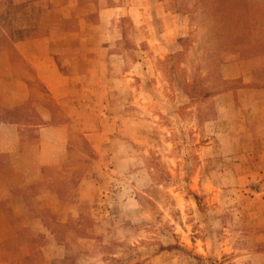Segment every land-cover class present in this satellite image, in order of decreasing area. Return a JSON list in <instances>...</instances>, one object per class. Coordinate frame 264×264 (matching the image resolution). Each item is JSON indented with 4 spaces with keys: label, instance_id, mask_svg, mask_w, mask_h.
Returning a JSON list of instances; mask_svg holds the SVG:
<instances>
[{
    "label": "rangeland",
    "instance_id": "1",
    "mask_svg": "<svg viewBox=\"0 0 264 264\" xmlns=\"http://www.w3.org/2000/svg\"><path fill=\"white\" fill-rule=\"evenodd\" d=\"M21 1L0 4V94L38 13L67 71L93 60V148L73 132L5 205L0 264H264V0Z\"/></svg>",
    "mask_w": 264,
    "mask_h": 264
},
{
    "label": "crops",
    "instance_id": "2",
    "mask_svg": "<svg viewBox=\"0 0 264 264\" xmlns=\"http://www.w3.org/2000/svg\"><path fill=\"white\" fill-rule=\"evenodd\" d=\"M5 0H0V4ZM64 0H23L25 5L53 4ZM39 14L21 12L16 30L29 33V39L13 44L5 82L15 89L4 92L0 101L3 111L17 114L12 121L0 124V243L18 236L5 219V205L13 204L15 196L27 203V189L45 180L46 171L65 164L70 158L69 143L80 133L93 148V87L83 88L89 79L93 83V60L76 53L72 71L53 51L48 33L39 21ZM13 16H11V19ZM48 35V36H47ZM52 44V45H51ZM91 54L93 50L89 51ZM90 70L87 78L86 63ZM70 64V63H68ZM4 81V80H3ZM0 81L1 83L3 82ZM35 84L43 94H33ZM264 104V99L262 100ZM14 117V116H13ZM75 141V140H74ZM96 147L97 144H94ZM48 177V176H47ZM46 177V178H47ZM53 179L52 177H48ZM82 183L79 184L81 190ZM50 193V192H49Z\"/></svg>",
    "mask_w": 264,
    "mask_h": 264
},
{
    "label": "trees",
    "instance_id": "3",
    "mask_svg": "<svg viewBox=\"0 0 264 264\" xmlns=\"http://www.w3.org/2000/svg\"><path fill=\"white\" fill-rule=\"evenodd\" d=\"M2 111H3V110H2ZM3 112H4V114H6V115H10V116H12V117H13V116H15V117L17 116V114H15V115H11V114H12L11 112H7V111H3ZM2 123H4V122H1V124H2Z\"/></svg>",
    "mask_w": 264,
    "mask_h": 264
}]
</instances>
